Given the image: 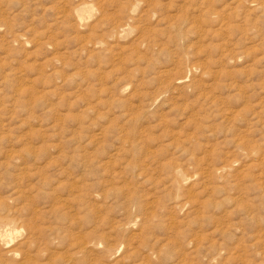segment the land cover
<instances>
[{
    "label": "rangeland",
    "instance_id": "obj_1",
    "mask_svg": "<svg viewBox=\"0 0 264 264\" xmlns=\"http://www.w3.org/2000/svg\"><path fill=\"white\" fill-rule=\"evenodd\" d=\"M0 257L264 264V0H0Z\"/></svg>",
    "mask_w": 264,
    "mask_h": 264
},
{
    "label": "bare ground",
    "instance_id": "obj_2",
    "mask_svg": "<svg viewBox=\"0 0 264 264\" xmlns=\"http://www.w3.org/2000/svg\"><path fill=\"white\" fill-rule=\"evenodd\" d=\"M14 201V200H13ZM86 250V249H85ZM12 251V250H11ZM81 253V252H80ZM11 254V253H10ZM19 254V253H18ZM1 258V257H0ZM12 258V257H11ZM3 259V258H2ZM9 259V258H8ZM4 260V259H3ZM10 260V259H9ZM26 262V261H25ZM7 262H2V261H0V264H6ZM8 264V263H7ZM11 264H18V263H11ZM22 264H24V263H22ZM59 264H61V263H59Z\"/></svg>",
    "mask_w": 264,
    "mask_h": 264
}]
</instances>
